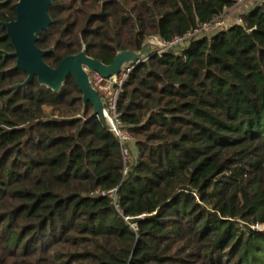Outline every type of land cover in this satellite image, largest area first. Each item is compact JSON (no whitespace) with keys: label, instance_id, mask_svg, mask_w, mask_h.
I'll return each instance as SVG.
<instances>
[{"label":"trees","instance_id":"1","mask_svg":"<svg viewBox=\"0 0 264 264\" xmlns=\"http://www.w3.org/2000/svg\"><path fill=\"white\" fill-rule=\"evenodd\" d=\"M235 3L52 0L36 45L51 67L82 49L108 65ZM240 19L134 65L117 100L126 172L71 76L14 87L27 75L0 26V264H264V0Z\"/></svg>","mask_w":264,"mask_h":264},{"label":"water","instance_id":"2","mask_svg":"<svg viewBox=\"0 0 264 264\" xmlns=\"http://www.w3.org/2000/svg\"><path fill=\"white\" fill-rule=\"evenodd\" d=\"M51 3L52 0H17L15 18L0 21V26L5 28V36L9 38L13 46V52L10 55L15 57L14 67L27 75L22 83L14 87H24L35 77L38 83L46 85L53 91H58L64 80L71 76L82 93L83 103L89 102L92 105V116L99 115V119L107 128L101 98L91 86L87 70L96 71L103 77L117 74L125 62L137 61L139 63L141 58L148 56L150 46L154 44L146 40L138 53L121 51L108 65L87 56L85 50L82 49L74 55L65 56L55 67H51L44 61V56L51 52L52 48L45 50L36 45L41 33L51 23L48 13Z\"/></svg>","mask_w":264,"mask_h":264},{"label":"built area","instance_id":"3","mask_svg":"<svg viewBox=\"0 0 264 264\" xmlns=\"http://www.w3.org/2000/svg\"><path fill=\"white\" fill-rule=\"evenodd\" d=\"M243 1L245 0H236L235 4L242 3ZM216 19L210 23L202 24L199 28L189 32L185 36L175 37L170 42H165L161 39L160 42L156 41V43L152 41V43L156 46L154 51L162 54L165 50L174 49L180 45H183L188 37L200 35L202 33H206L207 31L227 29L232 25L225 23L224 21L216 22ZM146 58H148V56L141 58L140 61L145 60ZM137 63L138 62L136 61L132 64H128L127 66H123L117 74H113L108 77H103L96 71L87 70L89 82L101 98L103 104V116L105 117L107 123V129L111 132L120 145L121 153L125 163L124 172H126L128 168L127 164L130 161L128 144L133 142V137L129 134L121 122L119 113L117 111V100L124 84L129 78L132 68ZM95 117L99 119V115H96ZM115 190L116 188L109 192V196L113 202L115 201Z\"/></svg>","mask_w":264,"mask_h":264},{"label":"rangeland","instance_id":"4","mask_svg":"<svg viewBox=\"0 0 264 264\" xmlns=\"http://www.w3.org/2000/svg\"><path fill=\"white\" fill-rule=\"evenodd\" d=\"M262 0H245L242 3L239 4H234L231 7L224 8L223 13L219 16L218 19H216V22L219 21H224L225 23L229 24H235L237 22H240V15L247 11L250 7L254 6L256 3L261 2ZM211 31H207L206 33H209ZM147 41L156 43V41L160 42V39L157 37H150L147 39ZM156 46L151 45L150 46V51L153 50ZM139 52V51H138ZM137 52V53H138ZM134 62L127 61L123 64V66H127L128 64H132ZM130 146L129 150V156L131 159H133L136 156V151L134 147V143H132ZM132 161V160H131Z\"/></svg>","mask_w":264,"mask_h":264},{"label":"flooded vegetation","instance_id":"5","mask_svg":"<svg viewBox=\"0 0 264 264\" xmlns=\"http://www.w3.org/2000/svg\"><path fill=\"white\" fill-rule=\"evenodd\" d=\"M16 8V7H15Z\"/></svg>","mask_w":264,"mask_h":264}]
</instances>
